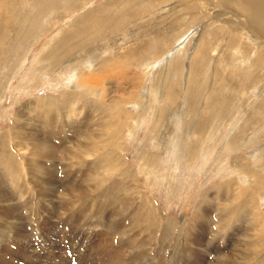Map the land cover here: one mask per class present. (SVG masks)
Masks as SVG:
<instances>
[{"label": "rangeland", "instance_id": "374dc122", "mask_svg": "<svg viewBox=\"0 0 264 264\" xmlns=\"http://www.w3.org/2000/svg\"><path fill=\"white\" fill-rule=\"evenodd\" d=\"M4 1L2 0L1 4L4 3L5 6L0 5V17H3L0 20V135L11 134L16 119H20L16 117L17 112L20 111L23 119L28 120L31 125L36 122L39 126L37 118L33 117L35 112L30 108L36 107L40 98L62 97L66 95L62 94L63 91L66 93L74 91L88 96L95 103L105 100H101V95L97 92L89 95L92 90H86L80 83L77 87L71 80L74 77V75L71 77L73 71H77L78 82L82 83L85 76L92 73L93 79L98 82L95 89L110 85L112 91L109 92L110 99V95L122 93V90L113 89L112 86L116 85L114 82L118 80L117 75L126 63H129V69L125 71L128 76H138L139 81L141 79L147 81L146 88L144 84L138 85L136 80L131 86V100L132 97L137 98L134 101H127L129 104L126 106V111L132 117L128 118L120 138V145L124 148L115 147L114 150L121 162L125 163L123 168H128L132 176L128 181L130 183L133 180L137 181L139 186L141 185L140 189L143 188L141 189L144 190L143 193L156 205L154 208L164 216V219L177 225L173 234L166 236L164 245L159 244L156 235L152 236L151 255L136 264H148L151 260H159L162 253L166 264H173L176 260L177 264L180 262L189 264L194 261L196 264V257L190 251L174 256L173 252H176V249L169 237L180 236V227L186 229L195 215L197 206L211 207L210 217L213 223L209 228L213 229L216 238H213V234L208 235L211 242L206 247L209 250L214 247L213 245L218 247L222 236L225 240L229 233L223 232L224 234L219 235L216 209L236 207L237 201L242 198L235 202L234 199L241 190L254 192L256 206L264 214V187L261 186L264 178V61L260 65H254L253 62L257 50H263L264 53V30L256 26H262L264 22H258L255 18L256 25L249 24L236 7L220 0H193L190 7L181 4L184 0H177L174 3L177 8L172 13L166 5L168 4L169 7V4L173 5V3L170 1L160 3L158 0H146L148 5L144 6V4L137 13L126 5L122 8L116 4L113 7L107 5L108 9L101 10L100 7L106 3V0H91L75 10L67 11L60 8L59 11L52 12L34 6L36 4L44 6V0ZM94 7L97 8L94 18L100 19L101 15L110 13L120 17L121 21L117 20L116 24L112 22L108 27L107 24L89 18L86 25H81L78 30L70 28V23L75 17ZM1 10L4 11L5 17ZM126 13L133 14L124 20ZM234 29L239 30L236 32L242 36L233 43L232 39L236 32L231 30ZM63 30L72 32L69 41L61 38ZM186 31H190L195 40L189 41V46L183 48L187 41L181 42L179 38L183 37ZM253 34L258 37L255 38ZM246 35L250 38L245 39ZM244 42L245 44H242ZM255 42H259L258 46H260L256 48ZM58 43L67 45L64 49L65 53H62L63 46L61 49L56 48ZM171 43L173 47L178 48L170 49ZM198 44L207 51L210 68L201 76L194 79L190 77L192 81L188 84L187 71L189 62L192 61L190 53L198 54V49L194 48ZM244 50L251 53V58L243 57ZM175 51H179L178 57H174L177 54V52L173 53ZM212 56L215 57L214 60ZM103 62L109 63L112 68L94 74L93 72ZM91 64H95L93 69ZM84 71L86 73L82 75ZM79 72L81 74H78ZM169 89L175 90L174 98L167 96L166 91ZM144 92L147 94L142 97L141 93ZM216 96L223 102L214 103ZM81 110V116L74 117L76 121H79L86 111L85 108ZM199 126L202 128L200 129ZM14 150L16 151V148ZM20 156L26 170L28 167L26 157L22 153ZM70 162L69 166L74 167L72 168L74 172L81 169L77 160L71 159ZM242 163L247 165L245 170L240 169ZM44 165L55 167L57 178L62 183H71L75 177L79 179V174H72L71 171L69 176L68 173L65 176L62 168L57 165L52 166V162L48 159ZM98 171L103 174L98 177L108 178L107 181L103 180L104 185L107 186L120 178L117 169L107 171L99 167ZM229 181L232 185L228 184ZM60 187L57 189V194ZM221 188L225 190L222 192ZM34 194L28 192L15 200L20 202L25 200L26 203H30L28 208L31 210L28 208L23 210L29 220L35 216ZM230 194L232 197L226 201ZM75 199L74 195H68L65 208L70 209L69 205L74 207ZM46 200L40 201L39 206L43 205L48 210L51 205ZM27 205L29 204H26V207ZM65 208L61 207L60 211L68 212L69 218L66 217L64 224L60 223V227L53 230L54 239H62L60 246L58 244L56 246L65 250L60 253L65 255V263L108 264L105 261L107 257L103 258L102 255L104 252L101 254L103 248L106 251V243L103 241L107 237L99 235L101 233L99 223L93 219L87 221L85 217L81 219L82 217L80 218L79 213L76 212L77 207L70 212ZM76 216L79 220L75 218ZM235 218L232 225L236 222L242 223L243 226L247 225L243 218ZM229 229L231 232L234 226ZM34 231L36 229L33 227L31 232ZM32 233L29 235L31 236L29 245L33 247L34 242H38L35 238L38 234H42L41 238H47L42 230L38 234ZM181 237H184V232ZM233 237L235 238V235ZM116 238V236L111 237V241ZM261 242L263 249L260 253L264 258V240ZM42 243V247L46 246L45 240ZM225 244L226 241L222 245ZM191 246L198 248L195 243ZM34 249L38 248L34 247ZM135 251L137 252L136 249L129 252L135 254ZM207 251L206 259L209 257L210 260L199 263L209 264L206 263L207 261L213 263L215 255ZM44 252V257L48 260L47 254H50L47 249L37 253H40V258L43 259ZM105 253L110 256L109 252ZM127 254L125 253L124 257L128 262L132 258L127 257ZM187 255L193 256L191 258ZM3 256L4 254H0V258L3 259ZM61 256L59 255V258ZM6 262L28 264L24 261L18 263L14 259ZM40 262L38 261V264H47Z\"/></svg>", "mask_w": 264, "mask_h": 264}, {"label": "bare ground", "instance_id": "6f19581e", "mask_svg": "<svg viewBox=\"0 0 264 264\" xmlns=\"http://www.w3.org/2000/svg\"><path fill=\"white\" fill-rule=\"evenodd\" d=\"M1 1L2 0H0V5H4V3L1 4ZM5 1L7 2V0ZM46 1L44 0V6H40L38 4L34 6L39 7L40 10H49L50 12L53 10L59 11L60 8L70 11L81 7L82 4H86L91 0ZM147 1L106 0V3L101 5L100 9H104L105 11L108 9L106 8L107 5L113 7L116 4V6L122 8L124 5H126L132 9L134 13H137L139 10H141V7L144 4V6L148 5ZM158 1L160 3H169L168 1L173 3V5L169 4V7L168 4L166 5L167 9L170 10V13H172V11L177 8V6L174 5L175 1L177 0ZM220 1L226 3L228 2L229 4H232V6L236 7V10L239 12V14H242L246 18V22L249 24L252 23L253 25H256L255 18L258 19V22H264V0ZM191 2H193V0H184L181 4H185L186 7H190ZM2 7L3 6H1V8ZM96 9V7L91 8L75 17L72 23H70V28L73 30H78L81 25H86V22L89 21V18H94L96 16L94 15ZM2 12L4 15L3 10H1V13ZM132 14L133 13H126L124 20L127 18V16H132ZM2 18L3 17H0V20ZM94 19H96V21L98 20V23L107 24L108 27L111 26L112 22L116 24L117 20L121 21L120 17L111 15L110 13L109 15H101L100 19ZM256 26L260 30H264V24L262 26ZM231 31L236 32L239 30L234 29ZM26 32L28 31L26 30ZM71 34L72 32L70 30L64 31L61 38H64V41H69ZM216 34L217 33H215V36ZM234 34L235 36L232 39L233 43L242 36L238 32ZM174 35L176 36V34ZM182 36L183 37L179 38L181 39V42L187 41V43L182 46L183 48H186L189 41L193 42L195 40V37H193V34H190V31H186ZM253 36H255V38L258 37L255 34H253ZM248 38H250V36L246 35L245 39ZM258 43L259 42H255L256 48ZM242 44H245V42ZM176 45L177 44H175V46ZM179 45L182 44L179 43ZM61 46L63 45L59 44L56 48L61 49ZM66 46V44L63 46L62 53H65L64 49ZM172 48L176 49L178 47H173L171 43L170 49ZM194 48L198 49V54L193 52L190 53L192 61L189 62L187 71L189 79L188 84L192 81L191 78L194 79L198 76H201V74L204 72L207 73L208 69L210 68L208 63L209 60H207L209 57L207 55V51L199 44ZM246 48L247 47H244V49ZM181 50L183 49L181 48ZM176 52L177 54L174 55V57H178L177 55L179 54V51H175L173 53L175 54ZM257 52L258 53L254 54V65H260L264 61L263 50H257ZM242 55L244 58H251V53L249 54V51L247 50H244ZM211 58L214 60L215 57L213 58L212 56ZM128 65L129 63H126L123 66V69H121L117 75L118 80L114 82L116 85L112 86L113 89L116 88L122 90V93L110 95V99L108 97L109 92H112L110 85H107L102 89H95V85H98V82L93 79L92 73L85 76L84 82L87 83H82L81 81L78 82L79 77L76 75L77 71H73L71 77L73 75L74 77L70 78L72 82H75L77 87L80 83L81 86L86 90H92L89 92V95L95 94V92H97L101 95L100 99L105 100L95 103L93 100L88 98V96H83L79 94V92L74 91H68V93L63 91L62 94L66 95L62 97L54 98L51 96H46L40 98L38 99L39 101H37L39 106L35 105L36 107L30 108L33 109V112H35V116L33 117L37 118L39 126L36 125V122L32 123L31 125L28 120L25 118L23 119V114L20 111L16 114V117H19L20 119H16V122L13 121L15 123L12 126L11 134L4 133L0 135V254H4L3 259L0 258V264H7V260L13 259L18 263L24 261L28 264H38V261H41L40 263L46 262L47 264H66L64 259L65 255L60 254L64 249L56 246L62 242V239H54L53 230L59 228L60 223H63L66 220V217L67 219L69 218L67 215L68 212L66 213L60 211L61 207L65 208L68 195L75 196L76 199L73 202L74 207H77L76 212L79 213L80 218L82 217L81 219L85 217V219L87 218V221L93 219L99 223L101 228V233H99V235L107 237L106 240L103 241L106 243V251L102 247L103 251L101 254L104 252L102 255H104L103 258L105 256L107 257L105 261H107L108 264H125L127 262L125 261L126 259L124 257L125 253H128L127 257L132 258V260L128 262H131V264H136V262L139 260L149 256V254L151 255L152 236L156 235L159 240V244L164 245V243H166V236L168 234L170 236L173 234L174 227L177 224H173L171 221L166 220V218L164 219V216L160 214L156 208H154L156 205L147 198L146 194L143 193L144 190H141L143 188L140 189L141 185L139 186L137 181L133 180L131 183L128 181V179L132 176L128 168H123L125 163L123 161L121 162L116 151L114 150L115 147L119 149L124 148L122 145H120V138L122 136L123 129L127 124L128 118L132 117V115L126 111V106L129 104L127 101H134L137 98L132 97L131 100V86L134 84L135 80L138 85L144 84V88L148 86L146 85L147 81H141L142 79L139 81L138 76L135 77L133 75H127L125 71L129 69ZM94 66L95 64H91L92 69ZM108 68L112 67L109 63L103 62V64L99 66L93 73L96 74L97 71H107ZM85 73V71L82 72V75H85ZM78 74L81 73L79 72ZM145 93L147 94V92L141 93V96L145 97ZM175 93L176 92L174 89H169L166 91L167 96L172 98H174L176 95ZM218 96H216L214 103L223 102L221 99L217 98ZM84 108L86 111L83 113V116L79 121H76L74 117L81 116V109ZM95 112H97V114ZM93 113L95 114L93 115ZM34 120L32 119V121ZM59 122L60 124H57ZM199 128L201 129L202 127L199 126ZM15 148L16 151L14 150ZM20 153L26 157L28 162V167L26 170L24 169V164L22 162ZM47 159L48 161L52 162V166L57 165L58 167H61L64 175L68 173L67 176H69V174H71L69 171H71L72 174H79V179H75L76 177L74 176L75 178L71 183H62V181L57 178L58 174L55 167L44 165ZM71 159L78 161V167L81 168L80 170H76L74 172V169H72L74 167L69 166L71 164ZM240 165H242L240 168L241 170L247 167V165H243V163ZM99 167H102L107 171L117 169V172L120 173V178H118L109 186L104 185L103 180L107 181L108 178L106 177V179H104L102 177H98L103 175L98 171ZM55 171L57 176L55 175ZM125 182L128 183L124 184ZM228 184L232 185L230 181ZM261 186L264 187V178H262ZM58 187H60V189L59 193L57 194ZM221 189L222 192L225 190L224 188ZM28 192H32L33 194L35 193L33 200L35 199L36 201V208L34 209L35 216H33L30 220L27 214L25 215L23 211L24 209L30 207V203H26L25 200H22L21 202L15 201L17 198L20 196L23 197V195ZM220 192L221 191H218V193ZM231 197L232 196L230 194V197H227L226 201L230 200ZM239 198L242 199L237 201L236 207H219L216 209V224L220 228V232H218L219 235H221L223 232L225 234L226 232H229L227 234L228 237L225 240L224 236H222V241H219L220 243L218 244V247L213 245L214 247H212L210 250L206 247L210 245L211 242L210 236L208 235H211L214 232L212 228H209L211 223H213L210 217L212 212L210 211L211 207L197 206L195 215L193 216L192 220L189 221L190 223L187 224L186 229L183 230L182 227H180V236L177 235L175 238L169 237L173 247L176 249V252H173V255L177 257L179 253L186 254L189 253L188 251H190L196 257V264H201L199 261L205 262V260H210L209 257L206 259V250H208L210 253L215 255V259L212 261L213 263L264 264V258L260 253L262 252L261 249H263L261 241L264 240V214L260 212L259 208L256 206L254 201V192L248 193L241 190L240 193L235 197L234 202ZM45 199H47L48 203L51 205V207L48 208L49 211L46 209V207H43V205H40L41 207L39 206V202L44 201ZM73 203L71 201V204ZM26 204L29 205L26 207ZM69 206L72 207V205ZM71 207L70 209H68L69 207H66L65 209L70 212V210L74 208ZM75 218L77 219L78 216ZM234 218H243L247 225L243 226L242 223L237 222L232 225ZM55 220H57L58 223L55 224V222H57ZM231 226H234V229H232L230 232L229 228ZM33 227L36 229L34 233L31 232ZM40 230L43 231L44 236L46 235L48 239L41 238L42 234H38ZM182 232H184V237H181ZM31 233L38 234V237H35L38 239V242H34V247L38 249H34L33 246L29 245L31 243L29 241V238L31 239V236H29ZM233 235H235V238ZM115 236L117 238L114 241L113 239L111 241V237L113 238ZM213 236L215 239L216 234H213ZM108 239H110L111 242ZM44 240V245L46 246L42 247V242H44ZM154 241L155 238L153 239V242ZM224 241H226L225 246L222 245ZM46 242L48 244H46ZM193 243L197 244L198 248H192L191 245ZM46 249L50 255L47 254V260L46 257H44L45 252L44 254L42 253L43 260L40 258L41 254L37 252L40 250L46 251ZM134 249L137 250V252L135 251V254L129 252ZM63 252H65V250ZM105 252H109L110 256H108ZM89 253L90 251L88 250V254ZM59 255L62 256L59 258ZM193 255H187V257H191ZM163 256L164 253L161 254L159 260H149L150 262H148V264H164L165 258ZM187 257L185 256V258ZM99 260L100 258L98 257V261ZM101 261L103 262L102 258ZM128 262L127 264H129ZM194 262L189 264H195ZM177 263L178 262L176 260L173 264ZM183 263L184 262H182V264ZM206 263L213 264L209 261ZM11 264L14 263L11 262Z\"/></svg>", "mask_w": 264, "mask_h": 264}]
</instances>
